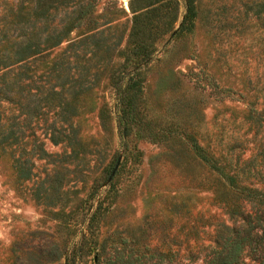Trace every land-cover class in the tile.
I'll use <instances>...</instances> for the list:
<instances>
[{
    "label": "rangeland",
    "instance_id": "374dc122",
    "mask_svg": "<svg viewBox=\"0 0 264 264\" xmlns=\"http://www.w3.org/2000/svg\"><path fill=\"white\" fill-rule=\"evenodd\" d=\"M146 1L93 0L58 44L28 58L13 94L4 83L19 67L0 68V264H97L114 248L172 250L171 237L194 216L231 221L217 197L229 189L226 176L262 188L264 0H150L156 27L144 40L147 55L134 59L128 33L139 10L131 9ZM187 3L193 15L178 30ZM70 4L61 7L65 29L80 14ZM94 30L109 44L108 64L91 65L81 48ZM75 52L88 73L72 95ZM58 56L70 62L61 112L76 144L63 138L67 129L61 141L49 139L57 106L40 102L30 113L21 105L45 94L34 80ZM131 59L137 113L122 134L116 117ZM9 125L13 138H1Z\"/></svg>",
    "mask_w": 264,
    "mask_h": 264
},
{
    "label": "trees",
    "instance_id": "16d2710c",
    "mask_svg": "<svg viewBox=\"0 0 264 264\" xmlns=\"http://www.w3.org/2000/svg\"><path fill=\"white\" fill-rule=\"evenodd\" d=\"M68 2L80 14L71 16V19L66 21L65 29L61 26V7L67 6ZM92 4L93 0L85 2L81 0H0V68L10 69L15 63L19 67L16 72H13L17 74L4 83L3 93L9 95L20 89L22 83L17 77L27 76L29 73L28 58L45 48L58 44L62 34L69 27L77 25L80 15L87 12ZM154 9L153 2L150 0L136 9H131L132 12L139 10V15L133 16L135 20L128 33L130 41H133L130 52L134 59H137L140 54H142L141 57L147 55L148 49L144 40L154 34L152 28L156 26L151 21ZM192 15L193 9L187 3L178 30L188 28ZM136 19H142V21ZM100 31H91L81 37V40L79 39L82 41L81 48L91 51L88 59H93L91 63L93 66L101 62L109 63V44L102 41L104 37ZM73 56V69L77 76L74 79L75 82L73 81L71 91L72 95H75L78 89L76 86L85 82L88 65L79 63L81 55L75 52ZM131 61L132 64L127 69L129 81L121 87L119 99L122 105L116 117L122 134L128 131L125 119L130 122L137 113L136 101L139 87L134 86L136 80L132 79V75L137 71H130L137 61L133 59ZM69 63L58 56L49 70L40 78L41 82L39 79L34 80L37 82L35 83L37 92L44 91L45 94H34L21 101V105L30 113L38 110L40 102H43L46 109L57 106V109L52 112L54 118L48 123L49 139L53 143L61 141V131L65 129L68 132L62 133L63 138L68 143H77L69 115L61 112V90L64 80L68 77L63 73H67L65 70L69 69ZM123 68L125 65L121 66V69ZM108 72L122 73V71L114 72L110 69ZM54 84L59 89H54ZM13 132L14 130L9 125L3 130L4 134L1 138L8 136L13 138ZM226 177L229 189L228 191L221 190L217 197L231 219L229 223L223 220L212 222L211 217L203 218L197 215L193 217L186 230L183 231L186 226L184 223L179 225L178 233L171 237L172 243L175 244L172 250L169 248L157 250L155 246L154 249L157 251L155 254H145L131 247L114 248L105 261L97 264H264V180L262 188L257 189L244 185L238 187L234 176ZM204 225L206 227H203ZM209 226L211 227L208 228ZM159 238L163 240L165 235ZM47 254L48 259L54 256L51 251Z\"/></svg>",
    "mask_w": 264,
    "mask_h": 264
}]
</instances>
